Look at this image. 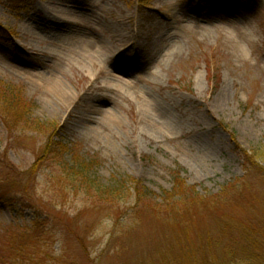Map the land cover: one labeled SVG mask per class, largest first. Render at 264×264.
<instances>
[{"label":"rangeland","instance_id":"374dc122","mask_svg":"<svg viewBox=\"0 0 264 264\" xmlns=\"http://www.w3.org/2000/svg\"><path fill=\"white\" fill-rule=\"evenodd\" d=\"M55 8L66 13L52 16ZM6 84L33 104L30 123L58 126L64 143L96 157L100 183L131 178L159 194L180 167L200 195L216 196L243 176L235 141L264 149V0H0ZM7 138L0 122V152ZM11 147L9 161L27 170L28 144ZM254 188V198L247 188L230 194L224 217L262 216L264 182ZM35 218L27 206L1 205L0 233ZM103 218L79 229L81 242L46 237L49 264H167L173 235L160 219H145L121 247ZM198 221L189 235L197 247L215 234L212 215Z\"/></svg>","mask_w":264,"mask_h":264},{"label":"trees","instance_id":"16d2710c","mask_svg":"<svg viewBox=\"0 0 264 264\" xmlns=\"http://www.w3.org/2000/svg\"><path fill=\"white\" fill-rule=\"evenodd\" d=\"M32 109L33 104L24 100L20 88L8 84L0 88V122L8 137L5 150L0 152V206L11 207L16 202L36 213L29 226L0 233V264H49L52 255L46 237L66 234L81 242L79 231L90 232L103 217L111 227L109 243H119L121 247L131 231L142 228L145 219H160L159 225L173 235L169 242L174 247L163 255H167V264H252L256 258L264 257V214L254 219H227L223 213L226 198L236 189L247 188L253 197L256 183L264 182L261 146L247 150L235 141L243 176L229 183L222 194L200 195L196 186L186 183L180 167L168 171L170 189L156 194L131 178L100 183L93 177L99 165L96 157L83 156L78 147L64 143L58 126L30 123ZM17 132L23 133L22 138ZM18 139L24 146L28 144L25 150L34 156L24 171L7 157L12 142ZM43 175L46 177L42 182L39 179ZM250 180H255L254 184H249ZM69 202H76L73 212L65 209ZM205 215L214 217L215 234L203 233L197 247L189 235Z\"/></svg>","mask_w":264,"mask_h":264},{"label":"bare ground","instance_id":"6f19581e","mask_svg":"<svg viewBox=\"0 0 264 264\" xmlns=\"http://www.w3.org/2000/svg\"><path fill=\"white\" fill-rule=\"evenodd\" d=\"M53 11H52V16H59V14L66 13V10L64 8H59V10L55 8ZM83 56L85 57L86 55H83ZM58 88H59L57 89L58 91H62V90L65 91L64 88H62L61 86H58Z\"/></svg>","mask_w":264,"mask_h":264}]
</instances>
